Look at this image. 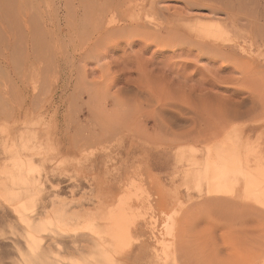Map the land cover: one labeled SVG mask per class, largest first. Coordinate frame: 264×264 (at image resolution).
Instances as JSON below:
<instances>
[{
  "label": "rangeland",
  "instance_id": "1",
  "mask_svg": "<svg viewBox=\"0 0 264 264\" xmlns=\"http://www.w3.org/2000/svg\"><path fill=\"white\" fill-rule=\"evenodd\" d=\"M228 143L264 171V0H0V264L258 262Z\"/></svg>",
  "mask_w": 264,
  "mask_h": 264
},
{
  "label": "bare ground",
  "instance_id": "2",
  "mask_svg": "<svg viewBox=\"0 0 264 264\" xmlns=\"http://www.w3.org/2000/svg\"><path fill=\"white\" fill-rule=\"evenodd\" d=\"M253 128H251V127H248L247 128V131H251ZM242 133V132H241ZM242 145V146H241ZM222 147H219L218 148V151L212 156H209L208 158H207V162H206V168H209V170H207V171H209V173H213V175H214V177L212 178L213 180H214V182L215 183H218V184H225V183H227V184H229V181H231V180H235V178L236 177H238V175H241V176H243V179H242V184L243 185H246L247 186V188H246V191L248 192V194H250V196H251V198L250 199H252V201H253V203L256 201L257 202V205H258V203L260 204V206L262 205L263 207H264V187L263 186H260L259 187V189L257 190V189H255L253 186H252V184L253 183H255V182H258V180H260V182L261 181H263V179H264V171L263 172H261L260 170H257V169H255V168H251V165H252V163H254L255 161H256V158H248V157H244V158H242V156H240V152L242 151V149H244V145L243 144H229L228 143V145L227 146H225V144H223V145H221ZM257 157H259V156H257ZM261 157V156H260ZM209 176H211V175H209ZM212 177V176H211ZM210 178V177H209ZM237 180V179H236ZM238 182H240V181H238ZM237 182V183H238ZM226 184V185H227ZM213 185V184H212ZM249 186V187H248ZM215 189V188H214ZM247 197H249V195H247ZM250 199H249V202H251L252 203V201H250ZM234 200V199H233ZM233 200H232V202H233ZM231 201V200H230ZM234 201H236V200H234ZM238 201V200H237ZM236 201V202H237ZM243 201V200H242ZM239 203V204H238ZM238 205H240V201H238ZM248 203V202H247ZM251 203H249V205L251 206L252 204ZM237 204H236V206L235 207H237ZM242 204V203H241ZM232 205L233 204H231V207H232ZM243 205H244V203H243ZM254 205H255V203L251 206L252 207V209H253V207H254ZM257 205H255L256 207L254 208V209H258V207L259 206H257ZM262 206H261V209L259 210L261 213H264L263 212V210H264V208L262 209ZM240 207V206H239ZM245 207V210H247V209H250V207L248 208L247 207V209H246V206H244ZM242 207H240V208H237V209H241ZM253 209V210H254ZM233 210L234 209H232V212H233ZM243 210H244V208H243ZM243 210H242V212H243ZM255 210V211H256ZM257 210V211H258ZM257 211H256V213H257ZM258 211V212H259ZM231 212V213H232ZM237 212V211H236ZM238 212H239V210H238ZM238 212L236 213V214H238ZM246 212H250V210L248 211H246ZM123 213V212H122ZM125 213V212H124ZM234 214V213H233ZM247 214H249V213H247ZM247 214H246V216H247ZM255 214V213H254ZM259 216L261 215L260 213H257ZM115 215V214H114ZM118 216H121V214H117ZM226 215L227 214H225V217H226ZM230 215V214H229ZM245 215V214H244ZM252 215V214H251ZM234 216V215H233ZM232 216V217H233ZM250 216V215H249ZM262 216V215H261ZM264 216V215H263ZM114 218H115V216H113ZM221 217H223V216H221ZM241 217H242V215H241ZM250 217H252V216H250ZM256 217V216H255ZM123 218V217H122ZM220 218V217H219ZM224 218V217H223ZM246 218V217H245ZM115 219H117V218H115ZM242 219H244V218H242ZM257 219H259V220H261V217L260 218H257ZM256 219V220H257ZM264 219V218H263ZM123 220V219H122ZM234 220V219H233ZM124 221H125V218H124ZM218 221H219V219H218ZM221 221V220H220ZM229 221V220H228ZM231 221H232V219H231ZM117 222V221H116ZM215 222V221H214ZM233 222V221H232ZM236 222V221H235ZM254 222H256V224H257V221H255L254 220ZM260 222V221H259ZM262 222H264V221H262ZM225 223V222H224ZM231 223V222H230ZM229 223V224H230ZM240 223V222H239ZM190 224V223H189ZM241 224V223H240ZM239 224V225H240ZM118 226H119V224H117ZM235 225V224H234ZM244 225H245V223H244ZM190 226V225H189ZM249 226V225H248ZM117 227V226H116ZM244 227V226H243ZM114 228V227H113ZM123 228V227H122ZM122 228H120L119 230H120V232L122 231L121 229ZM138 227H136V229H137ZM186 228V227H185ZM193 228V227H192ZM239 228V227H238ZM246 228V227H245ZM191 229V228H190ZM240 229V228H239ZM262 229H264L263 227L261 228V230ZM235 230V228H233V231ZM116 231H117V229H116ZM238 231V230H237ZM243 231V230H242ZM124 232H125V230H124ZM141 232V231H140ZM190 232V231H189ZM205 231H203L202 232V235L204 236L205 234H203ZM246 232V231H245ZM253 232H255V231H253ZM258 232V231H257ZM263 232V231H262ZM126 233V232H125ZM190 233H192V232H190ZM208 232L206 231V234H207ZM233 233V232H232ZM240 233V232H239ZM199 234V233H198ZM241 235L243 234V233H240ZM249 234H252V233H249ZM257 234V233H256ZM258 234H259V232H258ZM258 234H257V236L256 237H258ZM261 234V233H260ZM260 234H259V236H260ZM116 235H118V233L116 234ZM121 235V234H120ZM200 235V234H199ZM198 235V237H200ZM201 235V238L203 237ZM224 235H227V234H224ZM223 235V236H224ZM238 235V234H237ZM245 235V234H244ZM248 235V234H247ZM254 235V234H253ZM113 236H115V232H114V234H113ZM122 236V235H121ZM121 236H120V238H121ZM233 236V235H232ZM246 236V235H245ZM245 236H243V237H245ZM262 236L264 237V234H262ZM253 237V236H252ZM190 238V237H189ZM195 238H197V235H196V237ZM246 238V237H245ZM250 239H251V236L249 237ZM248 238V239H249ZM188 239V238H187ZM197 239H199V238H197ZM196 239V243H197V241H198V244H200L199 243V241H200V239L199 240H197ZM238 239V238H237ZM247 239V238H246ZM142 240V239H141ZM229 240H230V238H229ZM241 240H243V238L241 237ZM256 240V239H255ZM255 240H254V243H255ZM143 241V240H142ZM231 241V240H230ZM229 241V242H230ZM237 241H239V240H237ZM257 241H258V239H257ZM259 241H261L262 242V240H260L259 239ZM264 241V240H263ZM121 242H122V240H121ZM144 242V241H143ZM201 242H202V240H201ZM214 242V241H213ZM248 242H249V240H248ZM248 242L246 243V244H248ZM251 242H253L252 241V239H251ZM145 243V242H144ZM215 243V242H214ZM235 243V242H234ZM258 243V242H257ZM146 244V243H145ZM147 244H148V242H147ZM251 244V243H250ZM259 244H261L260 242L258 243V245ZM263 244V243H262ZM255 245V244H254ZM254 245H253V247H254ZM257 245V246H258ZM140 246H142V245H140ZM146 246V245H145ZM187 246V245H186ZM200 245H198V247H199ZM214 246H216V244L214 245ZM231 246V245H230ZM143 247V246H142ZM148 247V246H147ZM188 247V246H187ZM197 247V245L195 246V248ZM197 247V248H198ZM228 247V246H227ZM235 247H237V246H235ZM240 247V246H239ZM250 247H252V245H250ZM261 247V246H260ZM141 248V247H140ZM143 248H145V247H143ZM142 248V249H143ZM197 248H196V250H197ZM245 248V247H244ZM257 248H259V247H257ZM256 248V249H257ZM262 248V247H261ZM199 249V248H198ZM222 249V248H221ZM233 249V248H232ZM236 249V248H235ZM243 249V248H242ZM247 249V248H246ZM256 249H254L255 251H257ZM213 250V249H212ZM215 250V249H214ZM229 250V253H230V251H233V250H230V249H228ZM228 250L226 249V252H228ZM244 250V249H243ZM248 250V249H247ZM251 250V249H250ZM249 250V251H250ZM253 250V251H254ZM190 251V250H189ZM198 251V250H197ZM260 251V250H259ZM141 252H142V250H141ZM140 252V253H141ZM146 252V251H145ZM148 252V251H147ZM196 252V251H195ZM194 252V253H195ZM215 252V251H214ZM224 252V251H223ZM245 252V251H244ZM200 253H201V251H200ZM197 254V255H200V257H201V255H203V254ZM213 253V252H212ZM232 253V252H231ZM230 253V254H231ZM254 254L255 252H250V254ZM149 254V253H148ZM192 254V253H191ZM250 254H249V256H250ZM187 255V254H186ZM197 255H196V257H197ZM218 255V254H217ZM143 256V255H142ZM141 255H140V257H142ZM146 256V255H145ZM144 256V257H145ZM188 256V255H187ZM194 256V255H193ZM214 256V255H213ZM239 256H240V258L242 259H240L239 258ZM257 256V260H258V262L257 261H254V262H252L253 261V259H251V260H249V258L250 257H248L247 256V254H242V252H241V254H237V256H236V252L235 251H233V253L231 254V257L229 258V260H228V264H264V250L262 249L261 251H260V254H258V255H256ZM136 257H138V255L136 256ZM199 257V256H198ZM210 257V256H209ZM226 257V256H225ZM228 257H229V255H228ZM195 258V257H194ZM212 258H216L215 256L214 257H212ZM219 258V257H218ZM222 258H224V257H222ZM140 259V258H139ZM198 259H202L201 261H205V259L204 258H198ZM204 259V260H203ZM211 259V258H210ZM227 259V258H226ZM255 259V258H254ZM142 260H143V258H142ZM145 260V259H144ZM146 260H149V259H147L146 258ZM207 260H208V258H207ZM121 261V260H120ZM123 261H125V260H123ZM139 261V260H138ZM214 261H216V260H214ZM188 262V261H187ZM186 261H185V263H187ZM200 263V261L198 260L197 261V263ZM189 263H190V261H189ZM210 263V262H209ZM215 263V262H214ZM217 263V262H216ZM208 264V263H207ZM210 264H213V263H210ZM217 264H219V262L217 263ZM222 264V263H221ZM226 264H227V262H226Z\"/></svg>",
  "mask_w": 264,
  "mask_h": 264
}]
</instances>
